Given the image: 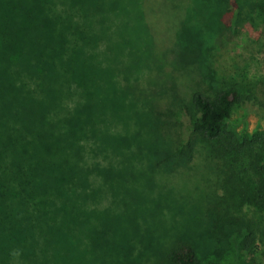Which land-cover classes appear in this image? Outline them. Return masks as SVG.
I'll return each instance as SVG.
<instances>
[{
    "label": "trees",
    "instance_id": "16d2710c",
    "mask_svg": "<svg viewBox=\"0 0 264 264\" xmlns=\"http://www.w3.org/2000/svg\"><path fill=\"white\" fill-rule=\"evenodd\" d=\"M159 3L191 9L164 49L151 0H0V264H264V129L233 120L264 75L214 65L220 33L264 49V0Z\"/></svg>",
    "mask_w": 264,
    "mask_h": 264
},
{
    "label": "rangeland",
    "instance_id": "374dc122",
    "mask_svg": "<svg viewBox=\"0 0 264 264\" xmlns=\"http://www.w3.org/2000/svg\"><path fill=\"white\" fill-rule=\"evenodd\" d=\"M151 4H159V9H162L161 13L155 9H153L152 12L149 10L151 13L146 14V16L151 22L150 25H155L157 45H159L161 49H164L175 43L178 34V31L176 32L177 26H180L182 20H187L189 18V12H191V9L189 11L186 6L182 5H177L176 7H164L159 3V0H151ZM194 35L196 38L199 37L197 33ZM257 38H259V32L257 33V31L252 28L242 29L241 32L236 35L228 32L220 33L215 39L219 50H217L218 56L215 58L216 64H214L217 69L220 67V74H223L224 76H234L239 68L246 66L250 77L259 74L264 75V49L258 50V47L256 46L257 42H252ZM168 41L170 44H168ZM200 43L201 42L196 40L194 42L196 46ZM203 50L204 46L202 43V47L198 50L200 55L195 58L197 60L193 61V68L197 70V72L200 60L204 58L208 61V57ZM210 60L211 59L209 58V61ZM180 86L186 91L185 84ZM242 119L246 122L245 124L249 132L255 130L257 127H260L262 130L264 129V119H259L252 109H246L245 112L244 109L239 110L233 117L234 121L238 120L240 122ZM240 127H242V124ZM198 162L199 159L192 161L190 163L191 169H194ZM198 175H195V177H187L180 172H176L172 168V174L166 176L167 178L165 179L167 182L170 179L172 183V200L183 202L187 201L188 197L191 199L193 196L192 189H194L195 186L202 185V177ZM184 184L189 185L185 188ZM208 254L211 256H208ZM204 257L206 259L211 258L212 254L209 251H206Z\"/></svg>",
    "mask_w": 264,
    "mask_h": 264
}]
</instances>
